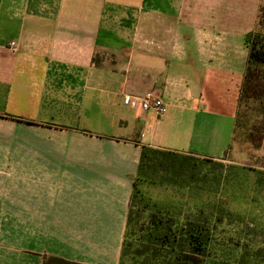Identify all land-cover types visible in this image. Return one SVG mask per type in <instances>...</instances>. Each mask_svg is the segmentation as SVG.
<instances>
[{
  "label": "crops",
  "instance_id": "0c3cea01",
  "mask_svg": "<svg viewBox=\"0 0 264 264\" xmlns=\"http://www.w3.org/2000/svg\"><path fill=\"white\" fill-rule=\"evenodd\" d=\"M263 1L0 0V264H120L141 146L224 157ZM148 90L162 116L125 102Z\"/></svg>",
  "mask_w": 264,
  "mask_h": 264
},
{
  "label": "trees",
  "instance_id": "16d2710c",
  "mask_svg": "<svg viewBox=\"0 0 264 264\" xmlns=\"http://www.w3.org/2000/svg\"><path fill=\"white\" fill-rule=\"evenodd\" d=\"M243 44L247 57L230 141L240 139L250 143L255 124L264 122V4L258 11L256 29L244 34ZM224 159L225 156L213 160L141 146L132 178L120 264L127 258L133 264H263L248 261L245 254L238 260L215 256V237L222 223L237 220L223 201L228 194L226 186L232 185L231 176L222 173ZM256 181L254 184L258 186L259 179ZM143 183L164 186L194 202L185 209L184 204L157 205L142 193ZM202 196L206 200H201ZM42 264L79 263L42 256Z\"/></svg>",
  "mask_w": 264,
  "mask_h": 264
},
{
  "label": "rangeland",
  "instance_id": "374dc122",
  "mask_svg": "<svg viewBox=\"0 0 264 264\" xmlns=\"http://www.w3.org/2000/svg\"><path fill=\"white\" fill-rule=\"evenodd\" d=\"M244 65L241 68H244ZM191 76L192 79H195L192 81V85H196L195 94L203 95V101L211 113V115L203 113L205 117H208V124L215 125L222 131L227 123L225 116L230 109L231 92L227 89L229 87L225 84L222 86L223 83H215L217 87L213 90H204L200 87L203 83L196 80L194 72ZM211 111H215V113ZM214 114L222 118L218 121L219 116ZM193 148L192 152L205 147L194 142L192 143ZM224 156L222 173L231 176L232 185L226 186L228 194L223 201L237 220L233 223L226 221L222 223L215 237V256L217 259L238 260L245 254L248 261L254 263L262 261L264 264V122L260 120L255 124L250 143L240 139L229 140ZM256 179H259L258 186L254 184ZM140 188L142 193L149 196L151 202H155L157 205L184 204L183 209H185L190 208L194 202V199H189L186 195H181L157 184L143 183ZM201 200H206V197L202 196ZM213 263L215 262L210 264ZM123 264L133 263L127 258Z\"/></svg>",
  "mask_w": 264,
  "mask_h": 264
},
{
  "label": "built area",
  "instance_id": "2783aa9c",
  "mask_svg": "<svg viewBox=\"0 0 264 264\" xmlns=\"http://www.w3.org/2000/svg\"><path fill=\"white\" fill-rule=\"evenodd\" d=\"M8 49L11 52H15L17 50V44L13 41L9 42ZM133 101L138 103L143 111H152L156 116H162L166 110V105L162 97L155 90L145 91L137 98H132L130 96L125 97L126 103H132Z\"/></svg>",
  "mask_w": 264,
  "mask_h": 264
}]
</instances>
